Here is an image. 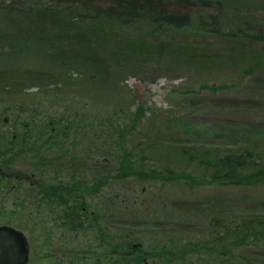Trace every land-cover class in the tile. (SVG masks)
Returning <instances> with one entry per match:
<instances>
[{
	"label": "rangeland",
	"instance_id": "1",
	"mask_svg": "<svg viewBox=\"0 0 264 264\" xmlns=\"http://www.w3.org/2000/svg\"><path fill=\"white\" fill-rule=\"evenodd\" d=\"M211 2L209 6L201 3L182 5V11H191L193 15L201 13L205 19L211 14L216 15L218 20L215 23L218 26L221 23L222 28L248 18L264 23V0ZM107 4L102 1L99 5ZM71 8L70 15L83 14L77 5L72 4ZM79 25L94 31L88 20L81 21ZM0 26L8 28L10 22L0 16ZM152 27L151 18L145 13L132 23L114 27L112 30L117 36L112 40L105 39L97 31L91 36L95 39L90 40L88 46L74 40L68 43L65 39L57 41V37H61L57 34L48 43H40L29 37L23 23L16 27L22 34L17 37L18 42L24 44L25 49L27 46L31 48L30 53L26 51V55L16 58L20 59V68H50L46 64L49 62L46 54H52L55 48L52 44L64 45L63 51L72 49L69 46L72 44L78 51V58L74 59L75 64L68 71L78 77L77 84L71 89L57 74L37 82L27 79L0 84V128L11 132V139L13 132L17 134L13 140L14 151L18 148L14 142L21 143L23 138L21 133L32 128L31 133H36L31 142L38 150L36 156L42 154L47 161H60V165L55 164V171L49 163L41 169V160L30 158L28 148L22 149L21 156H16L15 167L18 171L40 170L38 175L44 180L37 181L41 180L38 176L36 183L42 188L37 185L39 190L29 189L32 192L29 198L21 200L22 195L19 197L17 194L6 202L0 189V226L9 224L24 231L31 241L29 264H55L52 242L63 232L75 240L69 243L71 251L64 260L65 264H164L154 252L161 249V243H169L172 239L166 236L170 220L161 218L155 210L158 206L172 208L179 199L188 195L189 190L185 185L175 184L150 187L148 183L138 184L132 176H116L118 162L114 157L119 148L114 139H118L119 132L114 128L132 124L137 110H145V116L139 121L143 125L130 128L127 135L131 139L129 148L134 151V159L139 155L140 146L150 149L146 152L148 149L140 148L147 156L146 162L156 165L175 163L167 158L170 156L165 151L172 153L174 147L169 142L172 139L182 137L188 146L199 143L209 148H228L248 134L240 125L264 121V108L259 111L233 108L223 102L225 98L234 96L230 91H212L202 86L204 83L232 85L239 80V63L228 46L222 44L221 38L216 34L199 35L196 22L189 31L180 33L175 30L153 32ZM138 35L146 41L145 45L139 42L126 46L125 43L136 42ZM139 49L144 53H139ZM0 57L4 56L0 54ZM84 57L85 60H103L110 67L111 76L105 89H100L101 83L94 82L96 79L89 78L93 68L89 61L83 63ZM10 64L15 66L12 62ZM122 94L128 98L122 99ZM262 132V136L255 137H264V130ZM85 133L98 140H90L89 143ZM74 137H80V142H74ZM139 141L145 143L137 145ZM151 141L157 143V152L149 145ZM64 145L72 153L65 156L66 160L62 156L55 159L58 148ZM163 146L164 152L161 150ZM10 148L9 145L8 150ZM73 154L77 155L76 160H70ZM58 167L62 171H58ZM54 174L56 178L51 177ZM49 185L62 193L44 201L33 199L36 194L47 195ZM207 187L211 189L201 190L195 197L209 199L212 204H217L218 211L229 216L251 207L257 197L251 189ZM13 201L17 202L15 207ZM98 203L103 205L102 212ZM66 208H72L74 215ZM96 209H99L98 215H92L91 211ZM96 216H103L104 237L96 224ZM112 218L119 220V224L112 225ZM160 221L167 223L166 229L150 225ZM126 232L132 236H126ZM121 235L131 241V248L122 249ZM59 248L62 252L63 247ZM194 260L199 261L197 257ZM57 261L60 264L61 258Z\"/></svg>",
	"mask_w": 264,
	"mask_h": 264
},
{
	"label": "trees",
	"instance_id": "2",
	"mask_svg": "<svg viewBox=\"0 0 264 264\" xmlns=\"http://www.w3.org/2000/svg\"><path fill=\"white\" fill-rule=\"evenodd\" d=\"M102 1L109 4L99 5ZM200 3L203 6L212 4L211 0L0 1V16L10 22L8 28L0 26V41H4L0 42V54L4 56L0 57V84L27 79L37 82L51 74L59 75L69 89L75 87L78 82V77L68 72L75 64L74 59L78 58L76 54L78 51L72 44H69L72 49L68 51L62 50L64 45L52 44V47H55L52 54H46L49 59L46 64H49L50 68L47 66L35 69L20 68L21 65L18 62L20 59L16 58L26 55V51L30 53L31 48L27 46L25 49V45L18 42L17 37L22 36L21 31L16 28L19 23L25 25L29 37H34L40 43H48L57 34L61 36L57 37V41L65 39L68 43L74 40L81 45L88 46L89 41L95 39L91 36L97 31L103 34L105 39L112 40L114 36H117L112 30L114 27L132 23L146 13L153 23L151 29L153 32L158 30L186 32L196 22L195 28L199 35L216 34L221 38L222 44L228 46L230 53L235 55L236 62L239 63L237 64L240 68L239 80L232 85L215 86L204 83L202 86L212 91L220 89L230 91V94L234 96L225 98L223 102L233 108L261 110L264 108V23L248 18L241 19L242 21L235 24H227V27L222 28L221 23H219L220 26L215 23L218 20L216 15L211 14L205 19L201 13L193 15L191 11H182V5ZM72 4L77 5L83 14L70 15ZM194 17L196 20L193 21ZM86 20L93 24L94 31L79 25L81 21ZM139 42L142 46L146 44V41L144 42L139 35L136 42L125 44L133 46ZM146 46L143 47V51ZM143 51L139 49V53H144ZM82 59L83 63L89 61L93 68L89 78L96 79L94 82L101 83L100 89H105L107 80L111 76V69L107 63L103 60H85V57ZM28 63L27 66L30 65ZM121 98L128 97L122 94ZM144 116L145 110H137L134 113L132 124L114 128L115 132L116 130L119 132L118 139H114L115 145L119 148L115 151L117 155L114 157L118 162L116 176L119 178L132 176L138 184L148 183L150 187L157 188L162 187L163 184H175L181 187L185 185L189 190L186 197L179 199L172 206L173 209L163 206L156 208L155 211L160 213L161 218L168 217L170 220L167 225L169 229L165 228L167 223L162 221L150 225L166 229V236L172 239L169 243H161V249L155 250L154 255L161 257L164 264H264V137H255L262 136L264 121L240 125L248 134H244L242 140L228 148H209L205 145H198L199 143L188 146L182 137L172 139L169 141L174 147L172 153L168 154L164 146L161 150L163 152L165 150L170 156L167 158L173 159L175 163L156 165L146 162L147 156L142 150L145 148L143 145L140 146L143 148H139V155L135 159L133 158L134 151L129 148L131 139L127 135L132 128L143 125L139 121ZM33 133L35 131L21 133L26 140H22L21 143L15 141L14 145L18 147L15 151L12 145L9 150L7 146L5 151L10 153L13 150L10 154L21 156V150L28 148V151H31L30 158L38 157L41 160L39 163L44 162L47 159L42 154L36 156L38 150L35 149V143H31L32 138L36 136V133L35 135ZM38 134L44 135L43 132ZM84 136L88 137L89 143L90 140L94 141L97 138H89L87 133ZM76 138L74 137V142H80V137ZM141 143L139 141L137 145ZM9 144L12 142L2 141L0 151ZM149 145L155 149V152L159 150H156L157 143L151 141ZM71 153L72 151L64 145L58 148L55 159H60L62 156L63 160H66L65 156ZM76 157L77 155L73 154L69 158L76 160ZM211 185L220 189H251L256 192L257 197L253 200L251 207L240 209L238 215H225L218 211L217 204H212L209 199L195 197L201 190L211 189L207 187ZM117 223L119 224V220ZM125 235L132 236L130 233ZM121 238L123 239L122 249L132 247L131 241L125 240L126 237L123 238L122 235ZM226 256L228 258L223 259ZM194 257H197L199 261L194 260ZM136 260L138 262L139 258Z\"/></svg>",
	"mask_w": 264,
	"mask_h": 264
},
{
	"label": "flooded vegetation",
	"instance_id": "3",
	"mask_svg": "<svg viewBox=\"0 0 264 264\" xmlns=\"http://www.w3.org/2000/svg\"><path fill=\"white\" fill-rule=\"evenodd\" d=\"M32 130H33L32 128H29L28 132L31 133ZM8 131L9 130L0 128V144L2 141L6 142V143L8 141H10V142H12V144H9V145L13 146V140L15 138H17L18 136L15 132H13V138L11 139L9 137L11 132H8ZM22 140H24V137L22 138ZM9 145H6V147L2 148L0 151V189L4 192L3 195L5 196V198H4L5 202L8 201L10 197L16 196L17 194L19 195V197L22 195L21 200L23 199V197L29 198V194L32 193L30 191L32 188H37V189H38V187L42 188L41 186H39L36 183V180L38 179V176H39L38 173H40V170L39 171H34V170H24V171L20 170V171H18L17 170L18 168L15 167V159H16L15 154H10L9 152L5 151V149L7 148V146L9 147ZM52 162L53 161L45 160L44 163L43 162L39 163V167L42 169L49 163V166L53 167V169H54V168H56L55 164L60 165V161H54L53 163ZM13 168H15V169H13ZM58 168H59V169H57L58 171H62L61 167H58ZM54 171H55V169H54ZM39 177H41V180H37V181L41 182L44 180V177H42V176H39ZM51 177L56 178V175L54 174ZM48 178H49V176H48ZM37 185H38V187H37ZM45 188H48V187H44V189ZM47 193H48L47 195H45V193H43L42 196L40 194L39 195L36 194L33 199H38V200L41 199L42 201H44V200H46V198H49L51 196L52 197L56 196V194L59 195L60 193H62V191L61 190L56 191L55 188H53V185L52 186L49 185V189H48ZM43 203L44 202H42L41 204H43ZM50 203H52V202H50ZM16 204H17V202L13 201V207H15ZM98 206L102 212L103 211V208H102L103 205L101 203H98ZM65 210L68 213H71V215H74V213H73L74 211L72 208H66ZM98 211H99V209L91 211V214L92 215H98V213H97ZM95 221H96V224L99 225V227H100L99 230L101 231V236H103V228H102L103 216H101L100 218H98L96 216ZM116 224H117V219L112 218V225H116ZM4 226L13 227L16 230H18L19 232H21V234L24 236L26 248L28 250V260H27L26 264H29L30 253H31V248H30L29 243H31V241L27 238L24 231H22L21 229L15 227L13 225H9V224L4 225ZM66 238H68V239H66ZM56 239L57 240H54L52 242V243H54L53 247L55 248V251H54L52 257L55 260V264H59V262L57 260L60 258H61L60 264H65L66 261H64V260H65V258L68 257L67 255L70 254V251H71V249L69 250V243H74L75 240H71L69 238V235L66 232H63L62 236L56 235ZM59 246L63 247L62 252L60 250H58V249H60Z\"/></svg>",
	"mask_w": 264,
	"mask_h": 264
},
{
	"label": "water",
	"instance_id": "4",
	"mask_svg": "<svg viewBox=\"0 0 264 264\" xmlns=\"http://www.w3.org/2000/svg\"><path fill=\"white\" fill-rule=\"evenodd\" d=\"M25 238L13 227L0 226V264H26Z\"/></svg>",
	"mask_w": 264,
	"mask_h": 264
}]
</instances>
